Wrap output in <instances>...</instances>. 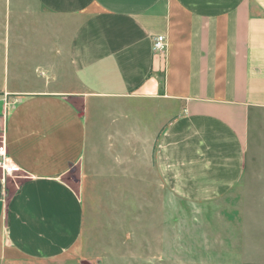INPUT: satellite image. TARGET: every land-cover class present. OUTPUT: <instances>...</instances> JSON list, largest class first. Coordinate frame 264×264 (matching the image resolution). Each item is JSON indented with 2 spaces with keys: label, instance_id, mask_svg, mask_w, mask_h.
I'll use <instances>...</instances> for the list:
<instances>
[{
  "label": "crops",
  "instance_id": "1",
  "mask_svg": "<svg viewBox=\"0 0 264 264\" xmlns=\"http://www.w3.org/2000/svg\"><path fill=\"white\" fill-rule=\"evenodd\" d=\"M36 2L72 29L56 55H0V144L18 167L0 169V263L76 244L83 208L64 176L96 148L101 166L146 164L192 202L264 173V0Z\"/></svg>",
  "mask_w": 264,
  "mask_h": 264
},
{
  "label": "rangeland",
  "instance_id": "2",
  "mask_svg": "<svg viewBox=\"0 0 264 264\" xmlns=\"http://www.w3.org/2000/svg\"><path fill=\"white\" fill-rule=\"evenodd\" d=\"M70 24L36 0H0V55H56ZM30 66L32 79H44ZM101 112L93 109L92 120L98 122ZM144 116L154 127L156 119ZM95 152L64 176L83 208L76 244L58 257L12 256L0 264H264V173L251 172L218 199L192 202L165 187L151 166L140 163L133 173L125 165L101 166Z\"/></svg>",
  "mask_w": 264,
  "mask_h": 264
},
{
  "label": "built area",
  "instance_id": "3",
  "mask_svg": "<svg viewBox=\"0 0 264 264\" xmlns=\"http://www.w3.org/2000/svg\"><path fill=\"white\" fill-rule=\"evenodd\" d=\"M167 49L166 37L162 34H158L152 39V50L154 53L163 54ZM0 169L2 175H11L18 171V167L11 163L5 154V147L0 145Z\"/></svg>",
  "mask_w": 264,
  "mask_h": 264
}]
</instances>
